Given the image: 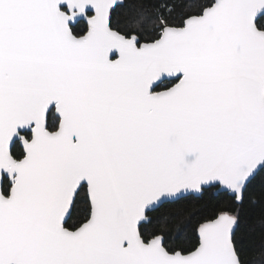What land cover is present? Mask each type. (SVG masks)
<instances>
[{"label":"snow or ice","instance_id":"6c2138e0","mask_svg":"<svg viewBox=\"0 0 264 264\" xmlns=\"http://www.w3.org/2000/svg\"><path fill=\"white\" fill-rule=\"evenodd\" d=\"M0 264H264V0H0Z\"/></svg>","mask_w":264,"mask_h":264},{"label":"trees","instance_id":"16d2710c","mask_svg":"<svg viewBox=\"0 0 264 264\" xmlns=\"http://www.w3.org/2000/svg\"><path fill=\"white\" fill-rule=\"evenodd\" d=\"M175 211H181V209L180 208H176Z\"/></svg>","mask_w":264,"mask_h":264}]
</instances>
